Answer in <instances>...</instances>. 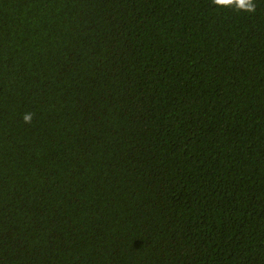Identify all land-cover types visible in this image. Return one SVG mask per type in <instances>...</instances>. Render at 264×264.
<instances>
[{
    "label": "trees",
    "instance_id": "1",
    "mask_svg": "<svg viewBox=\"0 0 264 264\" xmlns=\"http://www.w3.org/2000/svg\"><path fill=\"white\" fill-rule=\"evenodd\" d=\"M255 4L0 0V264H264Z\"/></svg>",
    "mask_w": 264,
    "mask_h": 264
},
{
    "label": "clouds",
    "instance_id": "2",
    "mask_svg": "<svg viewBox=\"0 0 264 264\" xmlns=\"http://www.w3.org/2000/svg\"><path fill=\"white\" fill-rule=\"evenodd\" d=\"M212 3L216 6L233 7L236 10H242L248 13H254L256 11L255 0H212ZM32 119V113H25L23 116L25 123H31Z\"/></svg>",
    "mask_w": 264,
    "mask_h": 264
}]
</instances>
